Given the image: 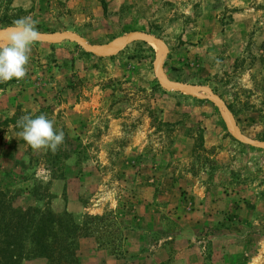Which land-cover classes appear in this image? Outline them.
Segmentation results:
<instances>
[{"label":"rangeland","instance_id":"374dc122","mask_svg":"<svg viewBox=\"0 0 264 264\" xmlns=\"http://www.w3.org/2000/svg\"><path fill=\"white\" fill-rule=\"evenodd\" d=\"M21 17L92 44L156 36L169 80L208 87L264 140V0H0V34ZM156 51L34 42L25 76L0 82V200L69 212L79 264H264V148L204 92L162 86ZM40 114L64 133L55 152L18 136ZM23 244L18 264H49Z\"/></svg>","mask_w":264,"mask_h":264},{"label":"trees","instance_id":"16d2710c","mask_svg":"<svg viewBox=\"0 0 264 264\" xmlns=\"http://www.w3.org/2000/svg\"><path fill=\"white\" fill-rule=\"evenodd\" d=\"M0 207V264H18L25 240L29 254L42 256L49 264H79L75 253L79 227L69 212L12 208L2 200Z\"/></svg>","mask_w":264,"mask_h":264},{"label":"clouds","instance_id":"9594fccd","mask_svg":"<svg viewBox=\"0 0 264 264\" xmlns=\"http://www.w3.org/2000/svg\"><path fill=\"white\" fill-rule=\"evenodd\" d=\"M37 23L30 17H21L5 30L4 42L0 43V82L25 76L31 46L40 35ZM17 127L18 136L34 150L46 148L55 152L64 140L63 131L54 129L53 121L44 114L24 115Z\"/></svg>","mask_w":264,"mask_h":264},{"label":"water","instance_id":"95a60500","mask_svg":"<svg viewBox=\"0 0 264 264\" xmlns=\"http://www.w3.org/2000/svg\"><path fill=\"white\" fill-rule=\"evenodd\" d=\"M3 34L4 32L0 34V39L4 40ZM39 34L40 35L37 40H41V41L56 42L65 38L73 39L77 41V43L87 51H90L93 54L99 56H106L116 53L117 51L122 49L126 44H128L129 42L135 39H144L151 41L153 44H155L157 48L155 54V60H154V67H155L154 69L156 76L162 86L168 89H176L183 92H187L195 96H202L200 92H204L205 93L204 97L210 99L220 109L230 132L237 139L241 140L242 142L248 143L250 145L264 148V140L251 139L242 135L239 132V129L234 121V118L230 110L227 108L225 103L217 95H215L208 87L203 85L186 83L182 81H172L166 77L162 69V57H163V53L166 51V47L164 43L156 36L143 31H134L122 37L115 38L112 41L105 44H92L86 42L82 37L73 34L71 32H39ZM116 39L121 40L120 43L116 46V48L111 51H104L103 48H105L109 43L113 42Z\"/></svg>","mask_w":264,"mask_h":264},{"label":"bare ground","instance_id":"6f19581e","mask_svg":"<svg viewBox=\"0 0 264 264\" xmlns=\"http://www.w3.org/2000/svg\"><path fill=\"white\" fill-rule=\"evenodd\" d=\"M119 40L112 42L111 44H108L104 49V51H111L116 48V46L119 44Z\"/></svg>","mask_w":264,"mask_h":264}]
</instances>
